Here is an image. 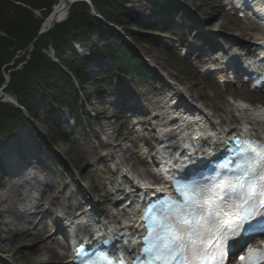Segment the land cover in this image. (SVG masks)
Segmentation results:
<instances>
[{"label":"rangeland","instance_id":"rangeland-1","mask_svg":"<svg viewBox=\"0 0 264 264\" xmlns=\"http://www.w3.org/2000/svg\"><path fill=\"white\" fill-rule=\"evenodd\" d=\"M129 1L130 4L127 6L129 20L123 19V21L125 27L135 30L137 34L134 42L129 41L137 54L156 65L154 68L157 72L162 73L163 77H159V73L157 74L156 71L146 66L147 72L145 74L148 79L144 81L138 79L139 74L136 72H131L124 79H118L114 75L108 76L106 73L99 72L100 69L97 68L96 64H91L84 80V83H89L86 93L90 102V106H85L86 124L82 123L77 126L67 112L59 113L57 117H53L46 111L49 106L47 99L32 109L31 115L34 118V125H36L45 142L40 144L41 148L39 149L37 142L30 137L33 145L31 150L39 156V159L36 156L34 159L35 163L38 162L39 172L42 170L38 175L39 180L48 181L52 191L42 198L38 197L36 202H40L41 205H47L51 202L52 204H68L70 195L78 193L81 188L88 192H98L97 202L105 200L107 194L104 196V193L99 191V187L107 183L106 181L112 178L113 173L110 170L112 167L108 168L111 164L103 162L102 159L103 155L113 153V151L107 152L105 150L107 147L102 146L113 143L117 136V142L120 143L121 147L130 149V144L126 141L130 135L127 130L130 120L126 121L124 114L119 111L122 102L133 99L131 102L143 101L148 104L149 108L166 106L163 98L167 90L163 83L165 77H169L194 97L204 93L211 94L212 89L223 94L222 98L214 102L206 97L197 101V106L204 111H209L210 106L214 104L233 103L240 98L248 99L254 107H264V100L260 101L261 96L255 93L252 99L247 95L253 92H249L247 89L232 88V90L239 92L238 96L224 94L225 89L219 86L216 80L201 77L197 69L198 60L182 58V50L193 44L203 43L204 48L216 45L218 48H229V51H232L236 45L232 37L241 41L245 40L251 44L260 37L257 30L244 24L246 20H239L225 10L223 7L224 0H182L185 6L184 16L176 13L170 18L167 16L155 18L149 4L137 0ZM189 12L196 16L194 18L197 25L193 26L189 21V19H194ZM185 15H187V19H184ZM137 26L141 30L136 28ZM153 26L157 28V32ZM242 28L247 29L244 34L239 32V29ZM0 36L3 34L0 33ZM158 36L160 40L157 39ZM208 51L210 50L208 49ZM77 52L82 57L88 56L86 48L83 46H79ZM23 55L18 57L21 58ZM66 60L69 63L72 62L71 57H67ZM106 65L103 64L102 67H106ZM18 67L21 68L22 65ZM150 73L153 75L150 76ZM97 79H100L98 84H100L101 91L105 90L103 94L96 92L97 83L95 82ZM115 104H120L119 108H116ZM150 120L151 117H142L138 121L145 122V127H148ZM26 130L27 128H24V131ZM96 134H100L99 139ZM57 154L62 157L64 163L61 162ZM120 154L125 155L124 153ZM30 163H32L31 160ZM127 165L129 167L130 162ZM148 168L150 169V167ZM3 180L0 185V259L6 261L9 259L14 264H41L47 259L44 249L49 247L50 243L48 242L44 247L41 240H44L48 235L32 239L27 235L16 237L8 232L9 228H16L14 225H17L19 218L15 212H5L10 207L9 182L10 180H19V176L13 178L5 174ZM37 186L43 187L41 183ZM63 190L65 194L59 195ZM24 205L25 203L16 202L15 211L21 210ZM30 206L33 207L31 203L28 207ZM100 208L109 210L111 205L108 202L107 204L103 203ZM42 216L38 217V220H41ZM9 222L11 225L6 226L5 224ZM23 225L29 228L26 224ZM31 228V233H36L34 227ZM53 251L56 255L65 254L63 262L68 261V248L65 250L53 249Z\"/></svg>","mask_w":264,"mask_h":264},{"label":"trees","instance_id":"trees-1","mask_svg":"<svg viewBox=\"0 0 264 264\" xmlns=\"http://www.w3.org/2000/svg\"><path fill=\"white\" fill-rule=\"evenodd\" d=\"M139 1L148 3L154 15L172 16L182 12V7L173 0ZM91 3L106 23L120 28L131 41L136 40L135 30L125 27L123 21L129 20V0H91ZM56 4L57 0H0V33L3 34L0 36V88L10 70L26 63L22 70L11 73L7 92L14 95L29 114L39 102L48 99L46 111L49 114L66 110L76 124H81L86 117L82 97L88 98L86 88L89 83L84 80L89 64L108 63L106 75L123 78L136 72L142 80L145 78L142 74L145 73L144 62L119 32L98 21L90 8L81 2L71 7L65 22L39 37L42 25ZM33 11H42V18H37ZM136 28L141 30L138 26ZM49 46L60 65L45 54ZM76 46L85 47L88 56L76 54ZM30 49L32 53L28 55ZM22 53L25 55L17 58ZM67 57L72 58L71 63ZM71 76L77 81L79 90ZM95 83L99 93L100 85ZM24 124H28V120L22 111L0 104V144Z\"/></svg>","mask_w":264,"mask_h":264},{"label":"bare ground","instance_id":"bare-ground-1","mask_svg":"<svg viewBox=\"0 0 264 264\" xmlns=\"http://www.w3.org/2000/svg\"><path fill=\"white\" fill-rule=\"evenodd\" d=\"M77 2V0H58V3L55 5L54 10L50 17L46 20L45 24L42 27V31H47L52 27L53 24L55 23H62L64 22L68 16L71 7L73 4ZM247 25V27L252 26V23L246 21L244 23ZM246 28L239 29L240 33H243L246 31ZM233 36V35H232ZM236 43L241 46L243 49L250 50V48L255 46L256 44H251L248 43L247 41H241L237 38H233ZM252 45V46H251ZM238 53H233L226 58L227 60H223L222 58H214L213 61L217 63V65L220 66V68L225 69L228 61L229 63H232V61L237 60V55ZM153 64V63H152ZM154 66H156L154 64ZM238 66V65H237ZM166 80H168V77H165ZM172 82V81H171ZM170 87L174 89L176 94L180 95L182 97L183 102L188 108L186 111L190 110V108H197V110L200 111L199 116L203 121H208L210 123V128L209 129H204L203 130V135L205 136H211L212 138L210 139L207 144L209 146L215 145L216 141L221 138L226 136L227 134H245L247 132H250L257 137L264 138V121L260 119V117H264V110H262L261 107H253L251 102L248 101V99L245 98H240L238 101H235L233 103H228V104H214L210 106L209 111H204L201 108L197 107V101L202 100V98L206 97L210 101H216L220 98L223 97V94L216 91V89H212L211 94H201L198 97L191 96L187 94L183 88H181L179 85L176 83H170ZM225 93L224 94H229L230 96H238V91L237 90H232V87L230 85L224 86ZM247 95V94H246ZM248 97L253 99V94H248ZM261 99L260 101H263L264 96L260 95ZM10 98L7 96L3 100H9ZM192 99L191 101H189ZM195 102V104H194ZM188 103V104H186ZM157 120V117L155 118ZM186 123L180 122V124L177 127H173V129H168L166 128L165 130H160V131H153V136L154 134H159L163 135L165 134L166 137H162V139L168 138V142L171 147L175 148L174 153L170 154L171 151L165 152V153H160V157H168L169 156V162L173 163H178L180 158L184 155V153L188 149V137L185 134V128ZM104 131V130H103ZM39 137H42L41 134H38ZM142 143L141 141H139ZM138 144L134 140H132V146ZM161 145V144H160ZM131 146V147H132ZM130 147V148H131ZM156 148V147H154ZM140 149H143V152L145 154L144 147L140 146ZM125 156L123 158H120L115 161V168L117 169L118 165L125 166L130 162V166L127 168L124 167L123 170L126 171L127 174H130L132 179L138 180V181H153L156 182L157 180L150 173V171L147 169V166L144 164V161L140 159V157L131 149L126 148L125 150ZM21 154V153H20ZM116 154V153H115ZM107 158L111 159H116L115 155L112 153H108ZM145 161L148 159V157L143 158ZM138 162V163H137ZM20 165H17L15 168H18L17 170L20 169ZM32 167H34L36 170L38 169V162L33 163ZM140 167V168H139ZM40 170V169H39ZM38 170V171H39ZM42 171V170H41ZM39 172V174L41 173ZM26 181L28 179H25ZM130 181L122 182L117 185L116 192L117 196L116 197H107V201L111 203V209L108 210H103L99 209V205L95 203L94 201L91 203L92 206H95L96 210L99 211L101 214L100 218L98 219V222L95 224H91V227H85V228H80L77 231V239H84V238H95L99 237L103 234L106 235H112V234H121V235H126L128 232L133 229L134 227V222H135V211L136 207H134L131 212H122L120 210H113L114 208H118L120 206L119 201L123 199L124 197L130 196V193L132 191V188L130 190L126 187V185L130 182L131 184H134L133 181L129 178ZM43 186L42 188H37V185L40 184ZM81 188V187H80ZM135 188V186H134ZM163 189V188H161ZM81 190V189H80ZM79 190V193H75L73 195H70L69 200L71 201L70 205L66 207H60V210L56 209L60 204H52L48 203V205L44 208L40 204V202H36L38 200V197L42 198L45 195H48L51 193V186L50 183L45 182L42 184V182L39 180L37 175L30 179L29 181L25 182L22 181L21 179L17 181H12L10 180L9 182V191H10V207L5 210L6 213H12L15 212V214L18 215V221L17 225H14L16 228L13 229H8V232L11 233L13 236H28L32 239H38L42 236L44 233H31V227H34V229H38L36 227V221L40 213L45 210L46 213H49V215H56L58 218L59 216L62 217V221L64 223L65 220V225L68 226V228L71 229H77L80 225L81 216L79 207L83 204V202H78L77 201H91L90 199V193L88 191H82ZM65 191H61L59 195H64ZM52 194L50 195V197ZM60 196V198H62ZM82 197V198H81ZM133 198V196H130ZM134 199V198H133ZM76 201V202H75ZM134 201H136L134 199ZM16 202H21L25 203V205L22 207L21 210L18 212L15 211V203ZM60 202V201H59ZM31 203L33 207H28V205ZM65 216L72 217L71 222H68L70 220H67ZM26 221V223H24ZM58 225L60 224V220L55 221ZM26 224L29 228H27L25 225ZM44 223L42 222L41 225ZM53 224V223H52ZM6 226H10L11 223H6ZM62 228V227H61ZM89 239V240H90ZM49 243V247L45 248L44 250L47 259L42 262L41 264H70L71 262V257H69V262H63L65 258V254H59L56 255L53 249H61L65 250L67 248V241L65 240H59L54 237V235L48 236L47 239L41 240V243L46 246V244ZM43 249V248H42ZM70 253V250H69ZM57 256V257H56ZM7 264H14L11 260L6 261Z\"/></svg>","mask_w":264,"mask_h":264},{"label":"snow or ice","instance_id":"snow-or-ice-1","mask_svg":"<svg viewBox=\"0 0 264 264\" xmlns=\"http://www.w3.org/2000/svg\"><path fill=\"white\" fill-rule=\"evenodd\" d=\"M235 144L238 159L230 169L220 166L223 175L214 187H189L182 204L147 209L154 224L142 234L140 255H134V261L225 264L230 239L241 231L247 235L257 227L264 230V223H251L256 216L264 217V143L237 140ZM255 254L256 250H249L250 257Z\"/></svg>","mask_w":264,"mask_h":264},{"label":"water","instance_id":"water-1","mask_svg":"<svg viewBox=\"0 0 264 264\" xmlns=\"http://www.w3.org/2000/svg\"><path fill=\"white\" fill-rule=\"evenodd\" d=\"M77 1H83V2L87 3L88 5L90 4L89 0H77ZM56 24H58V23L53 24L52 27L50 29H48L47 31H41L39 36L51 31L55 27ZM9 82H10V78L7 79V84ZM13 103L17 106V102H13Z\"/></svg>","mask_w":264,"mask_h":264}]
</instances>
